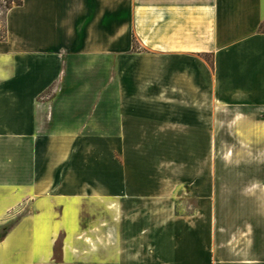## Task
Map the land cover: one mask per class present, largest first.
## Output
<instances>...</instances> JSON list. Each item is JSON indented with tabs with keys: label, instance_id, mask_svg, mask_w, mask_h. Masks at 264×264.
I'll list each match as a JSON object with an SVG mask.
<instances>
[{
	"label": "crops",
	"instance_id": "obj_1",
	"mask_svg": "<svg viewBox=\"0 0 264 264\" xmlns=\"http://www.w3.org/2000/svg\"><path fill=\"white\" fill-rule=\"evenodd\" d=\"M262 21L264 0L9 6L0 264H264Z\"/></svg>",
	"mask_w": 264,
	"mask_h": 264
},
{
	"label": "rangeland",
	"instance_id": "obj_2",
	"mask_svg": "<svg viewBox=\"0 0 264 264\" xmlns=\"http://www.w3.org/2000/svg\"><path fill=\"white\" fill-rule=\"evenodd\" d=\"M14 4L13 0H0V38L4 35V24H5V11L7 10L8 6H11ZM263 29H264V23H263ZM239 144L235 142H228L225 144L218 145L216 152L218 154L229 152L231 150L233 151H239ZM234 161H231L229 163V167L227 168V171H233L234 169H247L248 167L244 166H237L234 164ZM218 170H220V167H218ZM248 170V169H247ZM226 178V177H224ZM228 182V177L226 178ZM230 180V179H229ZM240 183H243L245 180L240 179ZM184 189H186L187 192H183L181 190L177 191L176 196L174 198L175 200V211L179 214H189L196 210V205L199 203L198 197L190 192L189 186H185ZM181 195V196H180ZM238 208L233 209L234 211ZM222 212L223 209H221ZM60 253V246L59 243L55 246V257L58 258Z\"/></svg>",
	"mask_w": 264,
	"mask_h": 264
},
{
	"label": "trees",
	"instance_id": "obj_3",
	"mask_svg": "<svg viewBox=\"0 0 264 264\" xmlns=\"http://www.w3.org/2000/svg\"><path fill=\"white\" fill-rule=\"evenodd\" d=\"M14 1V4H20L21 3V0H13ZM9 7V6H8ZM263 23H264V21H262L261 23H260V25H259V29L260 30H264L263 29ZM2 234H4V231H2L1 233H0V235H2Z\"/></svg>",
	"mask_w": 264,
	"mask_h": 264
}]
</instances>
